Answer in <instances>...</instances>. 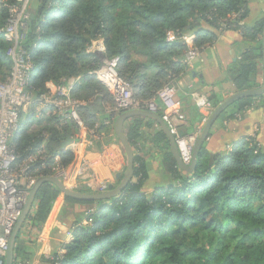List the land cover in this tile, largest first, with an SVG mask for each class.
Returning <instances> with one entry per match:
<instances>
[{
    "label": "trees",
    "instance_id": "1",
    "mask_svg": "<svg viewBox=\"0 0 264 264\" xmlns=\"http://www.w3.org/2000/svg\"><path fill=\"white\" fill-rule=\"evenodd\" d=\"M247 5L248 0H38L24 42L32 64L28 90L36 100L48 91V83L60 87L74 80L71 96L82 103L76 113L83 126L93 130L110 116L112 125L118 115L105 111L112 95L93 75L100 63L87 52L91 42L102 39L105 55L118 58L117 73L135 98L152 100L189 71L182 62L190 48L183 37L192 36L191 47L201 51L227 30H241L247 42L255 40L230 71L235 91L258 88L264 17L245 25ZM7 17L0 8V28ZM169 34L173 41H167ZM8 48L0 35V82L11 69ZM206 96L212 110L222 102L216 95ZM258 108H264V94L235 102L219 120H237ZM195 115L202 124L204 116ZM99 127L97 131L104 126ZM78 131L73 121L52 113L35 117L30 107L21 113L10 145L20 161L43 146L47 163L58 155L66 167L73 153L58 148ZM125 135L133 149L138 127L127 126ZM159 137L166 141L162 131ZM133 159V179L115 198H64L90 209L46 264H264V148L256 139L247 137L224 154L212 155L203 145L189 173L180 171L167 152L163 166L173 184L150 194L142 191L144 162L136 155ZM42 173L49 175L47 169ZM59 196L49 183L39 188L27 218L32 229H41ZM25 241L20 232L13 264H19Z\"/></svg>",
    "mask_w": 264,
    "mask_h": 264
},
{
    "label": "built area",
    "instance_id": "2",
    "mask_svg": "<svg viewBox=\"0 0 264 264\" xmlns=\"http://www.w3.org/2000/svg\"><path fill=\"white\" fill-rule=\"evenodd\" d=\"M30 3L31 0H14L13 3H9L8 0H0V8L5 9L8 14L6 23L0 28V35L9 43L6 55L11 61L9 75L0 82V264H3L8 248V239L26 202L28 193L37 179L45 177L42 173L45 169L49 172L47 176L55 177L62 183L72 178L73 183L78 182L79 185L91 189L92 187L96 188L93 193H102L108 190V184L99 181L91 169V163L86 159H81L74 174H71L67 167L61 165L58 155L52 157L47 163V155L43 146H39L20 161L10 145V140L20 128L21 113H25L30 107H32L35 117L52 113L63 120L73 121L79 131L86 129L76 113L82 103L71 96L74 80H68L65 85L54 87L52 90L48 89L36 100L32 99L27 86L32 68L31 57L28 49L24 46L28 22L33 16ZM183 38L187 40L188 37ZM173 40L174 36L169 34L167 41ZM87 52L95 55L99 60L100 66L93 72V75L112 95L111 112L117 115L130 110L159 113L156 105L158 100L163 109L161 118L175 137L181 161L184 165H189L192 149L201 132L202 125L212 112L207 96L198 92L189 93L194 106L204 116V121L191 134L179 136L178 127L184 124L186 119L175 102L176 91L172 85L163 86L152 100L137 99L129 84L117 73L118 58H108L105 55L102 39L91 42ZM198 55L199 51L190 47L184 56V63L190 66ZM171 117H175V125L170 123ZM94 132V130H88L92 139L84 141L87 146H91L93 141L99 139V136H96ZM34 206L30 214L33 212ZM26 224L29 225V222L26 221L24 226Z\"/></svg>",
    "mask_w": 264,
    "mask_h": 264
},
{
    "label": "crops",
    "instance_id": "3",
    "mask_svg": "<svg viewBox=\"0 0 264 264\" xmlns=\"http://www.w3.org/2000/svg\"><path fill=\"white\" fill-rule=\"evenodd\" d=\"M247 7L248 15L243 21L245 25H252L264 17V0H248ZM185 41L189 47L192 46V36ZM254 41L247 42L243 39L241 30L222 32L214 44L199 51L198 57L189 66V71L173 83L176 91L175 102L186 119L184 124L178 127L179 136L189 135L202 125L195 115L196 112H200L194 106L189 93L213 94L221 101L236 93L230 71L239 62L241 55L254 45ZM182 62L184 63V57ZM258 65V80L261 81V60L258 61ZM54 87L51 83L47 84L49 90ZM156 105L158 112H161L163 110L161 103L157 101ZM111 106L112 103L105 106L107 113L111 112ZM111 118L110 116L109 119L95 125L94 134L99 136V139L93 141L91 146L84 143L92 139L87 129L78 131L74 138L70 137L72 143L67 151L73 153L74 159L67 167L69 173L74 174L81 159H86L91 163V169L100 182L115 186L116 174H122L125 170L126 157L114 134ZM175 122V117H171L170 123L175 125ZM101 125L105 128L97 131ZM129 125L138 127L139 136L133 153L143 160L146 168L147 179L142 186L143 193L150 194L155 189L173 184V179L163 166V159L170 150L167 137L168 144L159 137L161 128L152 119L140 116L129 119L125 123V128ZM190 126L194 128L192 131H189ZM247 137L255 138L264 148V108L248 110L237 120H218L210 131L205 149L212 155L224 154L233 144ZM88 210L84 205L66 202L64 197L59 196L40 230L33 228L36 233L33 232L32 235V227L26 224L21 229V238L29 239L25 241L22 253V256L28 258L27 263L46 264V260L58 253L61 245L68 241L72 225L77 221H84Z\"/></svg>",
    "mask_w": 264,
    "mask_h": 264
},
{
    "label": "water",
    "instance_id": "4",
    "mask_svg": "<svg viewBox=\"0 0 264 264\" xmlns=\"http://www.w3.org/2000/svg\"><path fill=\"white\" fill-rule=\"evenodd\" d=\"M32 18L33 16H31V19ZM261 64L263 70V81L260 87L247 89L234 93L233 95L224 99L218 106H216L209 114V116L206 118V120L202 125L201 132L193 146L191 161L189 165H184L183 162L181 161L179 151L176 145L175 137L171 133L168 125L165 123V121L161 118V116L158 113H153L146 110H130L118 114V116L114 119L113 129H114V134L118 142L120 143L126 157L125 170L123 171L122 174L119 173L116 174L115 176V178L119 180L118 185L114 186L113 184H109L108 190L102 193H80L68 189L64 183H62L60 180H58L55 177L45 176L37 179L31 190L29 191L26 202L23 205L21 213L11 231L10 237L8 239V248L4 256L3 264H13L15 241L17 239V236L21 232V229L23 228L25 222L27 221L30 211L34 206L36 194L39 188L43 184L49 183L53 185L64 198H68L80 202H97V201H106L115 198L132 181L133 167H134V159H133L134 153L132 147L130 146L126 138L124 128H125V123L133 117L140 116L155 121L157 125L161 128L162 132L167 137L169 143V150L176 163L177 168L183 172H187V173L191 172L196 164L197 156L200 152V149L202 148L203 145H205L206 141L209 138L212 127L219 120L222 113L232 104H234L235 102L241 99L250 98V97H259L264 94V29L261 36ZM71 143H72V139L70 138V136H67L65 141H63L60 144L58 149L60 151H67V148L71 145ZM210 160H212V156Z\"/></svg>",
    "mask_w": 264,
    "mask_h": 264
},
{
    "label": "rangeland",
    "instance_id": "5",
    "mask_svg": "<svg viewBox=\"0 0 264 264\" xmlns=\"http://www.w3.org/2000/svg\"><path fill=\"white\" fill-rule=\"evenodd\" d=\"M37 5H38V1H37V0H31V3H30L31 11H34V10L37 8ZM253 139H255V138H253ZM259 145L261 146V144H259ZM125 163H126V159H125ZM68 166H69V165H68ZM68 166H66V167H68ZM67 170H68V168H67ZM92 171H93V170H92ZM64 184H65V186H66L68 189H70V190H72V191H75V192H80V193H89V192L92 193V192H95V189H96V188H93V187H92V189H91V188L85 187V186H83V185H79L78 182L73 183L72 178H71L69 181H65ZM60 196L63 197L61 194H60ZM85 207H87V206H85ZM87 208H88V207H87ZM93 208H94V207H93ZM89 209H90V208H89ZM33 230H34V229L31 230L32 235H33V232L36 233V231H33ZM31 237H32V236H31ZM31 237H29V238H31ZM28 240H29V239L27 238L26 241H28ZM24 247H25V245H24ZM27 261H28V258H27L26 256H24V255L19 259V263H20V264H28Z\"/></svg>",
    "mask_w": 264,
    "mask_h": 264
}]
</instances>
